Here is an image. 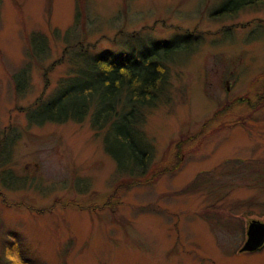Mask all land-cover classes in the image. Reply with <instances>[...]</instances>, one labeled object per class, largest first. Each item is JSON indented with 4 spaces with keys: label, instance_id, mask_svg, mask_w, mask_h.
I'll return each mask as SVG.
<instances>
[{
    "label": "rangeland",
    "instance_id": "374dc122",
    "mask_svg": "<svg viewBox=\"0 0 264 264\" xmlns=\"http://www.w3.org/2000/svg\"><path fill=\"white\" fill-rule=\"evenodd\" d=\"M85 1L88 39L119 50L103 34L144 26L143 38L173 37L182 46L175 58L185 62L174 65L169 101L152 107L144 125L154 145L151 175L113 178L115 162L89 116L26 121L23 107L45 87L43 69L34 67L28 92L17 97L13 89L10 74L26 58V33L64 29L76 0H0V134L9 126L18 131L11 162L0 165L1 231H22L28 259L38 264H264V245L239 251L248 220L264 219V105L235 106L212 132L202 123L237 95L264 90V1L223 16L212 13L223 0ZM122 6L129 17L114 19ZM50 43L45 64L61 53V41ZM62 71H47L51 84ZM248 111L250 118L225 125ZM186 131L200 139L184 147L176 167L174 141ZM5 166L30 182L7 189ZM4 181L20 183L8 174ZM88 184L102 193V206L73 204L86 198L75 189Z\"/></svg>",
    "mask_w": 264,
    "mask_h": 264
},
{
    "label": "trees",
    "instance_id": "16d2710c",
    "mask_svg": "<svg viewBox=\"0 0 264 264\" xmlns=\"http://www.w3.org/2000/svg\"><path fill=\"white\" fill-rule=\"evenodd\" d=\"M260 1L264 0H223L212 13L220 16L234 14L240 7ZM123 6L114 19L129 17L128 10L123 9ZM87 14L89 15L86 1L76 0L73 20L64 29L54 26L51 34L36 29L26 33V58L10 74L13 89L17 97L26 94L30 87L31 69L41 67L45 87L32 102L23 107L26 121L29 124L63 122L68 119L81 121L89 116L92 128L102 135L104 151L115 162L113 178L146 179L151 173L154 145L144 125L152 107L169 101L174 65L185 62L175 58L176 52L182 46L173 37L160 40L153 36L149 40L143 38L140 34L147 30L143 26L132 30L119 28L113 35L103 34L111 45L120 47L115 50L101 44L99 37L88 39L90 29L93 28L82 25ZM193 34L196 33H188L191 36ZM50 37L62 42L61 53L49 64H45L44 60L51 55ZM56 65H61L63 71L51 84L47 71ZM253 95H237L234 104L224 103L221 106L222 111L217 108L206 120L204 118V128L208 132L221 128L217 117L227 115L235 106L255 109L254 105H264V101L258 98L264 97V90ZM238 114L237 118L234 117L225 125L241 123L250 118L251 111ZM191 133L192 131L182 132L174 141L176 167L181 163L180 155L184 147L191 145L193 140L200 139L196 134L190 135ZM17 138L18 131L12 126L0 134V165H9L11 162L13 145ZM5 146L4 153L2 150ZM6 174L20 183L7 184L4 181ZM1 177V182L7 189L21 188L30 182H27L26 177L16 174L10 166L1 170ZM121 184L126 185L123 182ZM89 187L88 184L84 188L75 189L85 192L83 197L86 195V198L77 199L73 204L80 208L89 204L92 208L103 205L98 200L103 198L102 193L90 190ZM1 191L0 188V195ZM19 204L22 202L17 206ZM1 227L0 222V264H17L20 260H26L27 264H38L34 258L28 259L31 250L23 232L10 229L1 231ZM61 254L65 261L67 250L61 251Z\"/></svg>",
    "mask_w": 264,
    "mask_h": 264
},
{
    "label": "water",
    "instance_id": "95a60500",
    "mask_svg": "<svg viewBox=\"0 0 264 264\" xmlns=\"http://www.w3.org/2000/svg\"><path fill=\"white\" fill-rule=\"evenodd\" d=\"M264 243V219L250 218L246 225V237L239 251L255 250Z\"/></svg>",
    "mask_w": 264,
    "mask_h": 264
}]
</instances>
